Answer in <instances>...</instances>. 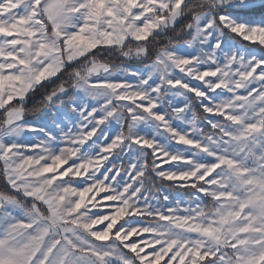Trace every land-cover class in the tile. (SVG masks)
<instances>
[{
    "label": "snow or ice",
    "instance_id": "1",
    "mask_svg": "<svg viewBox=\"0 0 264 264\" xmlns=\"http://www.w3.org/2000/svg\"><path fill=\"white\" fill-rule=\"evenodd\" d=\"M0 264H264V0H0Z\"/></svg>",
    "mask_w": 264,
    "mask_h": 264
}]
</instances>
